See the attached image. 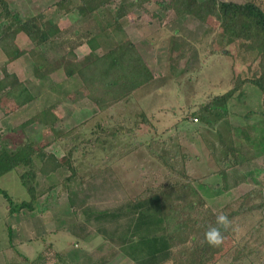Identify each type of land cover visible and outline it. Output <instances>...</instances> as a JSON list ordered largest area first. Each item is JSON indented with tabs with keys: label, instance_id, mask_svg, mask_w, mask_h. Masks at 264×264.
Listing matches in <instances>:
<instances>
[{
	"label": "trees",
	"instance_id": "trees-1",
	"mask_svg": "<svg viewBox=\"0 0 264 264\" xmlns=\"http://www.w3.org/2000/svg\"><path fill=\"white\" fill-rule=\"evenodd\" d=\"M149 2H153L163 14L171 13L176 17L190 15L203 21L208 14L215 16L226 47L221 53L215 46L213 28H205L200 39L206 46L207 51L204 55L209 58L207 61L210 63L212 61L210 58L218 53L224 54L233 56L234 61L239 62L244 69L233 76L232 85L225 91L212 93L199 104L192 106L194 109L187 107L184 119L182 116L175 121L177 123L161 129L162 133L177 130L163 139H156L154 134L158 133V128L153 124L150 114L143 110H135L131 115L128 114L133 117L130 118L125 110V105L134 93L146 88L154 78L144 57L136 45L127 38L119 41L100 40L104 38L101 32L109 29L120 32L122 30L120 20L130 11L135 8L141 9ZM53 5L65 14L75 11L80 17H93L96 20L98 31L90 32L85 39L89 53L82 60H77L73 48H69L57 59H47L43 49L61 32L56 21L52 18L45 20L42 12L21 17L8 0H0V51L7 55V59L0 65V99L2 105L5 104L8 108L6 114L10 115L24 108L33 99L27 89V81L20 80L15 73L7 70V64L21 56L15 41L19 33H23L32 44L28 49V56L31 59L34 78L41 79L57 69H62L68 77L78 78L81 85L71 93L72 100L77 101L81 98L89 100L98 110L91 119L109 114L117 105L121 110L116 116H108V121L112 118L117 119L112 120L110 126L103 120L89 126L88 137L79 143L71 141L73 143L69 146L67 138L64 137L62 145L64 154L61 156L48 150L51 143L58 142L62 135V132L55 128L59 121V116L54 112L55 104H48L1 132L0 177L14 171L27 193L25 199L18 200L13 199L6 190L0 189V194L7 201L6 214L34 209L37 199L50 192L57 183L60 184L61 190L69 191L71 210L76 211L73 200L76 196L72 195L77 187H81V191L85 192L88 190L83 185L86 179L93 178L102 171H111L115 174L111 162L107 163L111 154L122 157V154L138 150L140 144H145L146 151L152 155L155 162L154 175L159 179L152 180L149 184L142 182V188L124 205L96 211L85 206L82 210L84 223L95 225L97 234L104 235L115 243L135 264H217L228 256L233 263L251 255L246 251L248 242L236 238V225L241 215L252 210H264V194H261L259 189L251 190L222 208L214 210L195 186L203 177L216 173L222 177L228 167L238 163L237 146L241 147L242 143L236 140L230 145L223 143L222 158L217 160V163L211 160L213 168L196 177L193 174L194 164L201 161L204 154L202 156L199 152L193 151L192 144L195 141L192 139L195 136H202L200 133L206 130L205 127L212 128L219 122L228 127L232 136L234 129L225 116L231 112L229 101L234 93L244 84H252L260 92L264 91V0H246L240 3L229 0H57ZM98 50H102V53L99 54ZM200 58L204 59V56L200 55ZM6 94L11 95L14 101H8ZM187 116L198 121V125L188 127L190 123L185 124ZM234 116L238 115L232 114V117ZM130 119L133 120L132 128L123 123ZM87 120H82L78 126L82 128L87 124ZM34 123L40 124L44 133L49 132L53 136L52 139L44 144L34 143L25 132V129ZM139 123L148 127L142 135L150 134V137L140 143L136 141L134 143L133 139L124 140V136L133 134V129ZM75 138L78 140V135ZM82 142L91 144V150L98 146L104 155V160L102 158L98 160L100 163H107L86 179L80 175L77 160L84 159L88 151L84 150L79 158L73 156L74 152L78 153L83 149ZM148 144L150 146H147ZM213 148L214 144H211L207 153L212 154ZM91 157L92 160L96 159L93 154ZM61 168H65L68 173L58 182L54 181L52 175ZM138 172L142 173L143 169L138 168ZM141 178L146 180L143 174ZM255 195L260 198L259 201L254 200ZM86 196L88 197L87 194ZM219 214L228 216L231 223L227 229L216 224V216ZM213 227L221 230L223 239L219 246H210L205 240V232ZM2 230L6 233L5 244L9 247L4 244L1 248L14 250L11 227L3 222ZM240 242L243 243L241 248L238 247ZM52 247L53 243L48 241L45 249L38 253V258H42L43 255L46 260L37 261L38 264L56 262L54 254L57 253ZM251 252L256 259L259 250ZM22 258L28 261V264L31 263L27 256Z\"/></svg>",
	"mask_w": 264,
	"mask_h": 264
},
{
	"label": "rangeland",
	"instance_id": "rangeland-1",
	"mask_svg": "<svg viewBox=\"0 0 264 264\" xmlns=\"http://www.w3.org/2000/svg\"><path fill=\"white\" fill-rule=\"evenodd\" d=\"M30 1L34 3L37 1L38 8L36 11L39 9L37 12H42L44 19L51 14V8L55 3L52 4V0ZM229 1L240 3L246 0ZM10 5L15 6L12 2ZM26 11L28 14L35 13L33 9L28 7L24 8V13ZM120 22L122 25L120 32L106 30L101 32L104 38H100V40L102 42L105 39L119 41L127 38L136 45L144 57L154 78L146 88L134 93V96L125 105V110L127 116L135 110H143L150 114L153 118V124L158 128V133L154 134L156 139H163L174 134L177 131L175 129L165 133L160 132V130L172 123H177L175 121L182 116L184 119V115L187 114V107L194 109L192 106L199 104L212 93L225 91L232 85L233 76L237 72L244 71L240 63L234 61L233 56L229 57L218 53L212 56V59L210 58V61L212 60L210 63L207 61L209 58L204 55L207 51L206 46L200 39L205 28H213L214 35L212 36H215V46L221 53L226 47L225 39L219 31L218 21L213 15L208 14L203 21L190 15L176 17L171 13L163 14L153 2H149L143 5L141 9L135 8L130 11ZM84 26L92 32L98 31L97 22L93 17H91L89 24ZM81 27L83 28L82 25ZM101 51L98 50L97 52L101 54ZM83 53L84 51H78L80 57ZM45 55L49 59L52 58L50 53L45 52ZM200 55L204 56V59H201ZM24 56V59H19L12 65L7 64V70L17 75L22 69L24 74L26 73L25 81L28 84L37 82L32 79V69L28 67L27 56ZM6 59L0 58V65ZM75 86L76 84L71 86L72 92L76 90ZM43 88H46V85L31 84L29 90L35 99L28 106L10 115L6 114L8 108L5 104L2 105L0 99V133L33 115L48 101L50 103L60 100V95H63L60 91H51L50 86H47L46 92H42ZM47 93L50 96L46 95ZM6 97L8 101H14L11 95L6 94ZM69 98L63 99L61 105L59 104L62 111L59 114V121L55 124V128L62 132L61 139L58 141L59 143L52 142L48 149L57 156L64 154L62 149L64 137L67 138V145L69 146L73 142L79 143L88 137L89 126L101 120L106 122L105 124L111 125L112 120L117 121V119L112 118L111 121H108V116H116L117 112L120 114L121 110L117 105L114 110L109 111V114L91 119L98 110L89 100L81 98L75 101L72 100L71 95ZM54 104L57 103L54 102ZM229 109L233 113L229 112L225 118L234 129L232 136H230L228 127L219 122L212 128L205 127L206 130L200 133L202 136H195L192 139L195 141L192 144L194 146L193 151L199 152L202 156L204 154L203 159L194 164L193 174L196 177L202 176L213 168L211 160L217 163L216 161L222 158L223 143L230 145L234 140L242 143L241 147L240 145L237 146L236 159L238 163L228 167L222 177L216 173L209 177H203L195 184L198 192L214 210L222 208L225 204L251 190L259 189L260 193L264 194V91L260 92L252 84H244L230 99ZM232 114L238 116L232 117ZM118 117L120 116L118 115ZM84 119H88V122L80 128L78 125ZM120 119L118 120L120 121ZM185 120H187L185 124H192H188L190 128L198 125V121L193 120L191 116H187ZM123 123L130 128L134 126L131 125L133 124L131 119ZM178 127L180 129L179 125ZM84 130L85 133H83ZM147 130V126L139 123L133 129V134H129V136L127 134L124 136V140L133 139L134 143L135 141L140 143L143 139L150 137V134L142 135ZM25 132L36 144H44L53 137L49 132L44 133L42 126L37 123L29 125ZM77 135L78 140L75 138ZM148 142L149 140L146 143ZM82 144L83 149L78 153L74 152L73 156L79 158L84 150L88 151L84 159L77 160L83 179L98 172L109 162H111L115 174H112L111 171H102L95 177L86 179L83 185L88 190L85 192L81 191V187L76 186V191L72 195V197H77L73 199L76 204V211L71 210L69 191L61 190L58 183L50 192L37 199L34 209L30 211L23 209L19 213L11 215L6 214L7 201L0 194V248L6 241V233L2 230L3 222L11 227V241L15 245L14 250L11 248L0 249V264H28V261H24L22 256H27L30 259L31 263L29 264H38L37 261L46 260L43 255L42 258H38V253L45 249L48 241L53 243L52 249L57 253L54 254L56 257L54 264H135L115 243L109 241L106 236L97 234L95 225L84 223L82 210L85 206L92 207L96 211L124 205L142 188V182L149 184L150 181L159 179L153 172L155 162L151 157L152 155L146 151L145 144H140L138 150L122 154V157L111 154V158L104 164L98 160L100 158L104 160L103 152L97 148L98 146L91 150V144L86 142H82ZM149 144L147 146H150ZM211 144H214L212 154L207 153ZM92 154L96 156V159L92 160ZM138 168H142L143 172H138ZM67 173L65 168H61L52 175V179L58 182ZM141 174L146 177V180L141 178ZM0 189L6 190L13 199L22 200L27 197L26 190L20 184L14 171L0 177ZM254 197L255 201H259L258 195ZM78 205L80 207H77ZM263 214L264 210H252L238 218L236 238L238 240L242 238L248 242L246 251L251 255L241 258L239 261H233V263L231 257L228 256L217 264H264V244H261L264 242ZM25 219L29 221L27 225L24 223ZM29 226L33 230L27 233L26 229ZM51 230L54 231L50 233ZM241 244L243 243L240 242L238 247L241 248ZM5 245L7 246V244ZM255 249L259 250L256 259L254 253L251 252Z\"/></svg>",
	"mask_w": 264,
	"mask_h": 264
},
{
	"label": "crops",
	"instance_id": "crops-1",
	"mask_svg": "<svg viewBox=\"0 0 264 264\" xmlns=\"http://www.w3.org/2000/svg\"><path fill=\"white\" fill-rule=\"evenodd\" d=\"M9 3L12 2L15 4L14 8H18V13L20 14L21 17L24 16H30V15H35L39 12L36 11V9L38 8L37 5V1L34 3L30 0H8ZM57 0H52V4L54 2H56ZM31 8L35 11L32 13H24V8ZM52 12L51 14H48L47 17L45 18V20L52 18V20L56 21L57 26L59 27V29L61 30V32L51 40L50 43H47L44 50V53H50L51 54V59H49L47 56V59L49 60H55L58 57H60L61 55H63L69 48H73V52L76 55L77 60H82L84 57L87 56V54L89 53V47L86 44L85 39L87 38V34L90 35V32H92L90 29H86L85 28V24H89V22L91 21V17H80L75 11L71 12V13H63V11H59L54 5L52 6ZM50 9V10H51ZM49 10V11H50ZM37 12V13H36ZM90 18V19H89ZM78 25V26H76ZM81 25L83 26V28L81 27ZM16 44L19 47V50L21 51V56L10 61L8 63V65H12L15 62H17L19 59H24V55L27 56V64L28 67L31 69V59L28 56V52L27 49L31 47V42L28 40V38L23 34V33H19L16 35L15 38ZM78 51H84V53L82 54V57H80L78 55ZM0 58H7V55H4L3 53H1L0 51ZM17 76L20 80H25L26 77V73L24 74L23 70H20V73H17ZM33 80H36L37 82H30L27 85V89L28 91L31 93L30 89V85L31 84H35L37 86L46 85V88L42 89V92H46L47 90V86L51 87L50 90L53 92H57L60 91L61 93H63V95H60V100H55L50 102L51 104H54V102H56L57 104H55L54 106V112L59 116L60 112L62 111L61 109V103L63 99H70L69 96L71 95L73 90L71 89L72 85L76 84V89L81 85V82L78 78L76 77H68L65 75L64 71L62 69H57L55 71H53L52 73L46 75L45 77L41 78V79H36L33 78ZM77 81V83H75ZM42 82V83H40ZM71 91V92H70ZM141 91V90H140ZM32 94V93H31ZM46 95H49V93H47ZM33 99H35V96L32 94ZM50 96V95H49ZM56 96V95H54ZM47 98H49L47 96ZM32 99V101H33ZM31 101V102H32ZM49 101L44 104V106L42 108H44L45 106H47L48 104H50ZM1 104V103H0ZM60 104V105H59ZM29 103L27 105H25L24 107L28 106ZM41 108V109H42ZM212 163V162H211ZM33 218V217H31ZM35 219V218H33ZM28 220L25 219L24 223L25 225L28 224ZM33 228L32 227H28L26 229L27 233L32 232Z\"/></svg>",
	"mask_w": 264,
	"mask_h": 264
},
{
	"label": "clouds",
	"instance_id": "clouds-1",
	"mask_svg": "<svg viewBox=\"0 0 264 264\" xmlns=\"http://www.w3.org/2000/svg\"><path fill=\"white\" fill-rule=\"evenodd\" d=\"M228 216L219 214L216 216V224L224 229H227L230 225ZM205 240L210 246H219L222 243L221 230L218 227H213L205 232Z\"/></svg>",
	"mask_w": 264,
	"mask_h": 264
},
{
	"label": "built area",
	"instance_id": "built-area-1",
	"mask_svg": "<svg viewBox=\"0 0 264 264\" xmlns=\"http://www.w3.org/2000/svg\"><path fill=\"white\" fill-rule=\"evenodd\" d=\"M195 120V119H194Z\"/></svg>",
	"mask_w": 264,
	"mask_h": 264
}]
</instances>
